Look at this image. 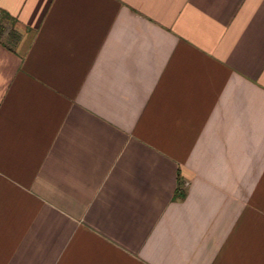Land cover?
Listing matches in <instances>:
<instances>
[{
  "label": "crops",
  "instance_id": "crops-1",
  "mask_svg": "<svg viewBox=\"0 0 264 264\" xmlns=\"http://www.w3.org/2000/svg\"><path fill=\"white\" fill-rule=\"evenodd\" d=\"M0 19V264H264V0Z\"/></svg>",
  "mask_w": 264,
  "mask_h": 264
},
{
  "label": "rangeland",
  "instance_id": "rangeland-1",
  "mask_svg": "<svg viewBox=\"0 0 264 264\" xmlns=\"http://www.w3.org/2000/svg\"><path fill=\"white\" fill-rule=\"evenodd\" d=\"M2 21L3 20L0 19V32H3L5 30H7V25L4 22H2Z\"/></svg>",
  "mask_w": 264,
  "mask_h": 264
}]
</instances>
